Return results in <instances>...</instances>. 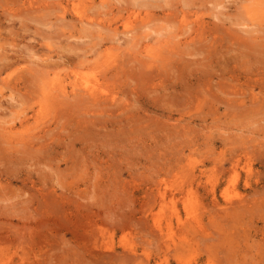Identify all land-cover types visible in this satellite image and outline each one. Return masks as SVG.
<instances>
[{
  "label": "rangeland",
  "instance_id": "obj_1",
  "mask_svg": "<svg viewBox=\"0 0 264 264\" xmlns=\"http://www.w3.org/2000/svg\"><path fill=\"white\" fill-rule=\"evenodd\" d=\"M260 2L0 0V264H264Z\"/></svg>",
  "mask_w": 264,
  "mask_h": 264
},
{
  "label": "bare ground",
  "instance_id": "obj_2",
  "mask_svg": "<svg viewBox=\"0 0 264 264\" xmlns=\"http://www.w3.org/2000/svg\"><path fill=\"white\" fill-rule=\"evenodd\" d=\"M105 0H103V2H104ZM257 5V3H255V7L258 9L259 7H257L256 6ZM259 5L261 6V8H259V9H261V11H264V4H262L261 2L259 3ZM250 7H251V5H250ZM255 9V8H254ZM253 11H256V9L255 10H253ZM258 11V10H257ZM255 12V14H261V13H259V12ZM150 14H148V16H149ZM147 16V18H150V17H148ZM259 16V15H258ZM261 16V15H260ZM81 20H82V22H87V23H89V24H92V25H99L100 24V22L99 21H97V20H94L93 19V17L92 16H90V15H86V14H83L82 15V13H81ZM144 20V22H145V24H144V27H146V28H148V29H151L152 31H154L155 33H157V30H153V28H151V23H150V21H148L149 19H146V17L143 19ZM151 20V19H150ZM152 23H153V21H152ZM184 25H185V27H183V25H181L184 29H182V30H184L186 33H189L190 31H191V29H192V25H191V23L189 24H187L186 25V23H184ZM126 28H128V30H126L125 32H124V34L126 35V34H129V33H131L132 32V29H130V27L128 26V24H126ZM186 29V30H185ZM183 31V32H184ZM182 31H181V33L182 34H185V32L183 33ZM159 34V33H158ZM193 35V34H192ZM150 36V35H149ZM178 36L180 37V35L178 34ZM160 37V36H159ZM176 37L177 36H175V39H176ZM192 38V37H191ZM123 38H121V37H118L117 39H116V41L117 42H121V40H122ZM185 40V39H184ZM188 40H189V38H188ZM187 40V41H188ZM173 41H175V40H173ZM180 41V40H179ZM177 42H178V40H177ZM181 42H179L178 43V45L180 44ZM186 43V40H185V42L183 43V44H185ZM145 50L148 52V53H153L154 52V50H155V47H152V45H150V44H147L146 45V47H145ZM66 82H69V84L67 85L66 84ZM254 83H256V82H253V84ZM53 84L55 85H61L62 87H63V89H64V91H68V88L69 87H71L74 91L77 89V88H81L83 91H85L86 93H88V94H90V95H93V96H97V95H107V93H108V91L106 90V89H104V87H103V85H101L102 83H100V81H99V79H97L96 77H93V76H89V75H86V74H77V75H75V79L74 80H71V81H69V79H64L61 75H59L58 74V76L57 77H54L53 78ZM263 86V85H262ZM264 89V88H263ZM261 93H263V92H261ZM253 96H256V95H254L253 94ZM30 121V119L29 118H27V117H25L24 119H22L21 120V126L22 127H24L25 126V124L27 123V122H29ZM10 130L11 131H15V130H17L19 127L17 126V125H11L10 127ZM160 198H162V201H161V203L162 202H166V197L164 196V195H162ZM173 212H174V210H173ZM175 213H177V212H175ZM178 214V213H177ZM179 216H178V218H179V222L181 223V224H183V221L181 220V218H180V214H178ZM155 217V216H154ZM158 219V218H157ZM156 220V219H155ZM161 220V219H160ZM154 224V223H153ZM156 226L158 227V228H160L161 229V221H157L156 222ZM162 231V230H161ZM136 250V248H133V249H131V250H129V251H132V252H136L135 251Z\"/></svg>",
  "mask_w": 264,
  "mask_h": 264
}]
</instances>
